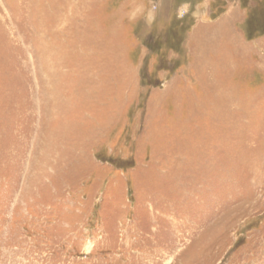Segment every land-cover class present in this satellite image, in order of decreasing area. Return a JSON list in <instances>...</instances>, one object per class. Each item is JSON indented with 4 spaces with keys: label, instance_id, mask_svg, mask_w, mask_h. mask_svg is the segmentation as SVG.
Returning a JSON list of instances; mask_svg holds the SVG:
<instances>
[{
    "label": "rangeland",
    "instance_id": "rangeland-1",
    "mask_svg": "<svg viewBox=\"0 0 264 264\" xmlns=\"http://www.w3.org/2000/svg\"><path fill=\"white\" fill-rule=\"evenodd\" d=\"M0 264H264V0H0Z\"/></svg>",
    "mask_w": 264,
    "mask_h": 264
}]
</instances>
